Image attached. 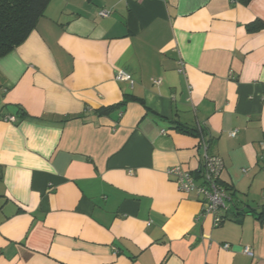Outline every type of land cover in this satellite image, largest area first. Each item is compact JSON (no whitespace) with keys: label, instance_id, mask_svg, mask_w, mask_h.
Here are the masks:
<instances>
[{"label":"crops","instance_id":"crops-1","mask_svg":"<svg viewBox=\"0 0 264 264\" xmlns=\"http://www.w3.org/2000/svg\"><path fill=\"white\" fill-rule=\"evenodd\" d=\"M178 127L223 161L220 226L166 174L202 163ZM261 143L264 0H50L0 57V264H264Z\"/></svg>","mask_w":264,"mask_h":264},{"label":"built area","instance_id":"built-area-1","mask_svg":"<svg viewBox=\"0 0 264 264\" xmlns=\"http://www.w3.org/2000/svg\"><path fill=\"white\" fill-rule=\"evenodd\" d=\"M110 12L102 9L98 15L101 17H108ZM178 72L184 74L183 63L179 61ZM116 81H131L129 75L125 72L119 71L115 75ZM154 84H159V80H153ZM6 121L15 122L14 117L5 118ZM236 131L229 133L230 137H235ZM264 151V143L260 144ZM200 148L203 150V159L196 176L185 171L180 166H175L166 170V174L171 177L177 189L183 193H194L200 197L201 215L211 216L213 226H220L224 222V212L227 209L226 202L230 200L228 192L221 184V174L224 170V164L219 156L208 153V140L201 137ZM200 180V183H196ZM224 249L230 246L228 243L222 245ZM242 254L252 258L254 252L249 246L242 248Z\"/></svg>","mask_w":264,"mask_h":264},{"label":"trees","instance_id":"trees-1","mask_svg":"<svg viewBox=\"0 0 264 264\" xmlns=\"http://www.w3.org/2000/svg\"><path fill=\"white\" fill-rule=\"evenodd\" d=\"M50 0H0V57L11 52L27 38L29 33L35 28L37 21L43 15V12ZM250 0H237L242 4ZM260 22V21H257ZM257 23L249 25L250 30L256 29ZM118 105L100 109V113H107L110 109ZM177 130L204 137L207 132L205 129L188 130L185 127ZM222 184V182H221ZM223 185V184H222ZM224 186V185H223ZM226 191H229L225 187ZM229 194L231 200V194ZM264 221V206L258 216Z\"/></svg>","mask_w":264,"mask_h":264}]
</instances>
